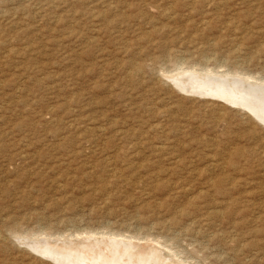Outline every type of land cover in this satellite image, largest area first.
Segmentation results:
<instances>
[{"label": "rangeland", "instance_id": "rangeland-1", "mask_svg": "<svg viewBox=\"0 0 264 264\" xmlns=\"http://www.w3.org/2000/svg\"><path fill=\"white\" fill-rule=\"evenodd\" d=\"M178 68L264 82V0H0V264L90 238L264 264V124Z\"/></svg>", "mask_w": 264, "mask_h": 264}, {"label": "bare ground", "instance_id": "bare-ground-1", "mask_svg": "<svg viewBox=\"0 0 264 264\" xmlns=\"http://www.w3.org/2000/svg\"><path fill=\"white\" fill-rule=\"evenodd\" d=\"M188 71L178 68L175 73L174 71L169 73V76L170 74L172 76V83L184 89L183 91L189 90V93L195 92L194 94L221 98L231 105L247 110L253 118L255 117L264 124V85H261L263 81L242 74H237L238 78H234L232 75L235 74L230 76L229 72L209 68ZM108 233L103 234L106 236ZM108 235L121 237L118 234ZM134 238L136 237H129L130 240ZM62 245L57 249L55 247L38 248V252L52 259L56 264H174L154 246L123 242L117 239L94 240L90 238L78 242L69 241L70 249Z\"/></svg>", "mask_w": 264, "mask_h": 264}]
</instances>
